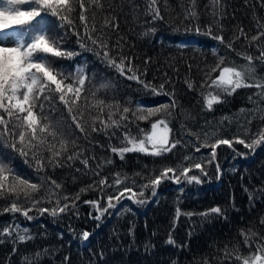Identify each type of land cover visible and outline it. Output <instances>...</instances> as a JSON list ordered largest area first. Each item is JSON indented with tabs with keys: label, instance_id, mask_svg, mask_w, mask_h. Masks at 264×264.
I'll return each mask as SVG.
<instances>
[{
	"label": "trees",
	"instance_id": "1",
	"mask_svg": "<svg viewBox=\"0 0 264 264\" xmlns=\"http://www.w3.org/2000/svg\"><path fill=\"white\" fill-rule=\"evenodd\" d=\"M0 50V264H264V0H0Z\"/></svg>",
	"mask_w": 264,
	"mask_h": 264
},
{
	"label": "rangeland",
	"instance_id": "2",
	"mask_svg": "<svg viewBox=\"0 0 264 264\" xmlns=\"http://www.w3.org/2000/svg\"><path fill=\"white\" fill-rule=\"evenodd\" d=\"M7 40L9 41V45L14 46L15 41H14V34L10 29H7ZM40 38L37 40L39 41ZM37 42V41H36ZM1 52V50H0ZM20 53V67H21V72L26 75L25 77L28 79V83L32 81V73L28 74L27 71L30 72V66L33 64V61L29 58V49L25 48L20 51H15V53ZM232 70L227 69L225 71V77L226 78H231L232 75ZM225 79V78H224ZM170 127L167 123L159 121L154 125L152 134L150 136V142L152 144H166L170 141Z\"/></svg>",
	"mask_w": 264,
	"mask_h": 264
}]
</instances>
